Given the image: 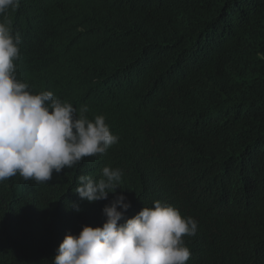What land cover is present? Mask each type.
Wrapping results in <instances>:
<instances>
[{"label": "trees", "instance_id": "obj_1", "mask_svg": "<svg viewBox=\"0 0 264 264\" xmlns=\"http://www.w3.org/2000/svg\"><path fill=\"white\" fill-rule=\"evenodd\" d=\"M6 15L17 79L103 115L118 142L50 182H0V264H53L116 195L125 218L157 200L191 217L186 264H264V0H20ZM105 166L120 188L80 200L77 178Z\"/></svg>", "mask_w": 264, "mask_h": 264}, {"label": "clouds", "instance_id": "obj_2", "mask_svg": "<svg viewBox=\"0 0 264 264\" xmlns=\"http://www.w3.org/2000/svg\"><path fill=\"white\" fill-rule=\"evenodd\" d=\"M19 2L0 0V182L19 174L40 184L85 157L104 155L118 137L103 115L90 120L86 107L77 113L51 91L32 94L17 79L21 35L6 13L17 10ZM122 176L121 169L108 166L98 179L80 175L75 193L89 203L106 200L120 188ZM129 207L124 195H116L102 209V226H83L78 235H65L53 264H186L191 252L183 237L196 234V222L158 200L125 218ZM73 208L80 211L75 204Z\"/></svg>", "mask_w": 264, "mask_h": 264}]
</instances>
